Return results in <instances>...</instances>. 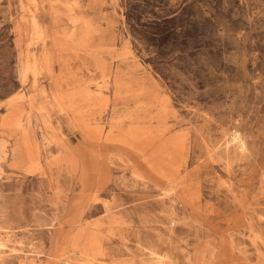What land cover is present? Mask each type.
<instances>
[{
	"label": "rangeland",
	"instance_id": "1",
	"mask_svg": "<svg viewBox=\"0 0 264 264\" xmlns=\"http://www.w3.org/2000/svg\"><path fill=\"white\" fill-rule=\"evenodd\" d=\"M0 264H264V0H0Z\"/></svg>",
	"mask_w": 264,
	"mask_h": 264
},
{
	"label": "bare ground",
	"instance_id": "2",
	"mask_svg": "<svg viewBox=\"0 0 264 264\" xmlns=\"http://www.w3.org/2000/svg\"><path fill=\"white\" fill-rule=\"evenodd\" d=\"M34 19H35V13H33V11L29 12L28 13V23L24 26V29H26L25 30L26 35H29L30 28H31L30 25L32 24ZM18 46H20L19 43H18ZM82 156H83L82 154L80 156H76V155L71 156L70 158L67 159V162L71 170L73 171V174L76 177V183H78L81 186V190L83 192L90 191L91 197H93V195L96 194L99 191V189L95 190L93 188V183L91 182L90 177H89L90 172L88 171L87 160L83 158ZM85 156H90L91 158H94L98 161L100 160V158L96 156H92L88 154H86ZM90 247L92 250H96L98 248V245L95 239H91Z\"/></svg>",
	"mask_w": 264,
	"mask_h": 264
}]
</instances>
